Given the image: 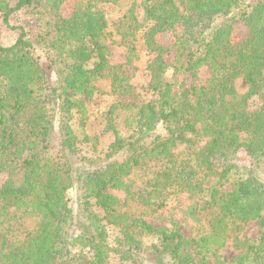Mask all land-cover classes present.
I'll use <instances>...</instances> for the list:
<instances>
[{
  "label": "trees",
  "instance_id": "obj_1",
  "mask_svg": "<svg viewBox=\"0 0 264 264\" xmlns=\"http://www.w3.org/2000/svg\"><path fill=\"white\" fill-rule=\"evenodd\" d=\"M0 18L17 34L0 44V264H264V0H0ZM177 196L188 239L148 222Z\"/></svg>",
  "mask_w": 264,
  "mask_h": 264
},
{
  "label": "rangeland",
  "instance_id": "obj_2",
  "mask_svg": "<svg viewBox=\"0 0 264 264\" xmlns=\"http://www.w3.org/2000/svg\"><path fill=\"white\" fill-rule=\"evenodd\" d=\"M178 1V0H176ZM70 6L67 5L64 8V13H68ZM23 15L21 13L14 14L10 20L9 25L15 26L19 22H22ZM246 34L245 28L242 25H237L234 33V38L240 40ZM16 32L9 29L0 18V44L3 47L10 46L16 40ZM109 52L111 53L110 63L111 65H121L125 63V54L124 50L114 44L107 42ZM146 58L141 55L140 60L136 63V69H130L129 74L132 78V83L138 87L139 91L142 92L141 88L146 84L147 76L144 70ZM210 78L209 70L201 69L194 74H190L183 78L185 87L198 86L200 83L208 80ZM236 90L239 95H242L246 92L247 86L242 80L236 81ZM110 103L109 98H101L98 100L97 105L93 113V130H100L99 126V115L102 113V108H105L106 105ZM258 105V101L253 99L250 101L251 108H255ZM240 163H245L244 155L241 153L238 157ZM4 178H0V184L3 182ZM148 222L156 228H171L174 225L178 228L181 234L185 238H190L193 231V224L186 219V209L183 202L182 196H177L176 198L170 200L167 203L166 208L157 212L154 216L148 219ZM260 236V229L258 228L255 222H250L247 224L241 234V239H248L250 243H256ZM236 251L232 244H227L221 251V260H226L227 262L231 260ZM206 264H215L214 261H207Z\"/></svg>",
  "mask_w": 264,
  "mask_h": 264
}]
</instances>
